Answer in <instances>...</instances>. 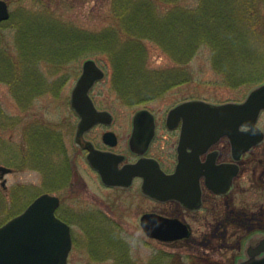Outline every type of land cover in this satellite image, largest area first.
Segmentation results:
<instances>
[{
    "label": "rangeland",
    "instance_id": "374dc122",
    "mask_svg": "<svg viewBox=\"0 0 264 264\" xmlns=\"http://www.w3.org/2000/svg\"><path fill=\"white\" fill-rule=\"evenodd\" d=\"M197 3V0L178 1V5L186 8H193ZM165 5H162L163 9ZM9 10L11 12L9 20L0 24V60L6 56L13 66L15 76L22 78H18L17 85L8 83L9 80H0V196L3 197V202H0L1 225L21 213L31 200L45 190L37 164L38 154L44 152V149L41 151L40 136L37 134L31 136L29 133L33 129L31 132L29 129L41 125L60 127L63 131V143L69 150V156H72L75 149L74 132L69 133L67 129L70 128V123L75 126L77 119L71 111L69 100L86 60H94L105 72L104 78L91 89L90 96L97 109L106 110L115 117L113 128L118 134H125L124 128L127 127L132 115L146 107L160 115L186 100H203L212 104L241 102L253 88L264 82L255 86L236 88L224 85L221 77L212 70L209 49L201 47L195 57L182 67L187 82L178 84L151 101L127 104L113 86V68L106 55L101 54L97 58L82 57L60 65L42 60L27 66L21 62L20 50L16 44L17 30L13 22L19 21L24 10L53 12L61 23L91 32L113 24L111 0H10ZM143 44L147 49L148 68L168 70L176 65L154 43L144 41ZM26 69L30 70V77L34 78L32 86L37 83L35 86L39 87L38 90L34 88L35 90L29 92V88L26 87V83L31 82L28 81V73L22 74L27 72ZM2 73L4 71L0 69V74ZM15 80L13 79L14 83ZM12 93L25 96L28 99L24 103L25 106H20L18 100L12 97ZM10 121L14 122V127L10 126ZM257 125L264 130V112L261 113ZM155 148H158V143L155 144ZM27 149L29 152L25 158ZM50 150L57 160L60 157L59 150L55 152ZM77 164L86 189L80 194L65 198L67 205L76 207L77 212L82 215L90 214L88 212L90 210L101 209L119 226H97L95 234L97 236L92 233L91 226H72L74 243L68 256V264H151L153 259H157L158 264L171 262L188 264L190 259L187 258L188 255L202 256L199 247L194 243L198 238H203L201 233H195L198 226H193L192 237L182 243L168 245L148 238L138 224L140 211L146 209L149 204L140 195L138 188L133 187L119 194L102 189L99 182L90 175L82 158L77 159ZM62 195L64 196V193ZM247 196L250 194L245 195ZM95 198H99L100 202H95L93 200ZM102 198L119 199L116 211H111L105 203H101ZM202 230L204 232V229ZM241 234L243 233L239 232V235ZM114 237L119 240L120 245L112 247L110 244L107 247L103 244L102 241L106 242ZM90 238L101 240L96 245L97 249L94 244H90ZM246 240L244 237L243 242ZM172 252L178 254H170Z\"/></svg>",
    "mask_w": 264,
    "mask_h": 264
},
{
    "label": "flooded vegetation",
    "instance_id": "af4514ba",
    "mask_svg": "<svg viewBox=\"0 0 264 264\" xmlns=\"http://www.w3.org/2000/svg\"><path fill=\"white\" fill-rule=\"evenodd\" d=\"M20 77L22 78V76H15L12 71L8 83L17 85ZM13 79H16L15 83ZM13 85L11 91H13ZM38 89L39 87L36 90ZM12 97L18 100L20 106H25L24 103L28 100L25 96L13 93ZM90 98L94 104L91 96ZM69 106L77 119L75 126L70 123V128L67 129L69 133L74 132L75 149L72 156H69V150L63 143V131L60 127L41 125L35 128L36 126H31L32 128L28 131L31 132L33 129L29 134L40 136L41 151L44 149V152L38 154L37 164L43 177L42 183L45 190L38 196L49 194L58 198L59 204L55 215L70 226L72 246L74 243L72 226H91L92 229H89L94 235L98 230L97 226H119L101 209L90 210L88 211L90 214L82 215L77 212L76 207L67 205L65 198L80 194L86 189L77 164V159L82 158L90 175L99 182L100 188L117 192V194L133 187L138 188L140 195L149 204L143 211L138 210V212L140 211L139 226H141V218L150 214L155 219L152 226H173L174 234H177L178 226H186L189 231L187 237L167 242L153 239L154 241L168 245L186 242L194 233L193 226H198L195 233H201L203 238H198L194 243L199 247L202 256L188 255L187 258L190 257L188 264H240L249 258L248 249L258 253L264 248V244H262L264 242V141L243 152L238 159L235 158L227 137H221L205 151L187 145L183 149L182 163H184V167L178 169L182 119H173L170 124L175 125L170 128L168 126L169 111L159 115L151 111L150 108H145L148 113L137 121L140 133L136 138L137 151H133L130 148V139L137 112L132 115L127 127L124 128L125 134H118L113 128L115 117L106 110L97 109L94 104L97 111L107 112L110 119L106 122L95 123L82 134V141L88 146L87 148L85 145L81 147L75 142L80 115L71 107V95ZM60 124L62 123L60 122ZM151 125L153 135L148 145L145 146L143 143L146 138L143 137L142 131L147 132ZM10 126L14 127L13 121H10ZM109 132L112 133V136L105 138V134ZM29 134L27 141H29L30 150ZM111 142L114 144L112 145ZM156 143H158L157 149L155 148ZM50 149L54 152L59 150L60 157L57 160ZM29 150L27 149L25 158H27ZM90 150L106 153L110 156V160L107 162L95 161L93 165L88 160ZM38 151L40 152V150ZM135 164L138 165L135 170L139 173L128 178V172H131L128 167ZM158 171L167 177V182L153 184L152 188L156 190L154 193H157L158 196L152 197L144 192V181L145 177L154 180L163 176ZM152 173L156 175L152 176ZM103 177L104 180L113 182L115 185H108L103 181ZM159 190L168 192L164 196ZM63 193L65 197L62 195ZM247 194L250 196L245 197ZM160 197H165V199ZM93 200L100 202L99 198ZM101 203H105L111 211H116L119 199L106 200L102 198ZM239 232L243 234L239 235ZM232 233L237 235H232ZM244 237L247 240L243 242ZM100 241L90 238V244H94L95 249ZM88 242L89 240L86 241L87 244ZM102 242L107 247L110 244L112 247L120 245L119 240L115 237ZM228 253L231 255L229 256ZM262 254L264 251H261ZM151 264H158L157 259H153Z\"/></svg>",
    "mask_w": 264,
    "mask_h": 264
},
{
    "label": "trees",
    "instance_id": "16d2710c",
    "mask_svg": "<svg viewBox=\"0 0 264 264\" xmlns=\"http://www.w3.org/2000/svg\"><path fill=\"white\" fill-rule=\"evenodd\" d=\"M178 1L111 0L113 24L91 32L61 23L53 12L24 10L13 22L21 62L60 65L104 54L113 68V86L127 104L151 101L187 82L182 67L201 47L209 49L212 70L224 85L236 88L264 81V0H197L193 8ZM144 41L160 47L176 65L148 68ZM0 69V80H8L13 66L6 56ZM25 73L32 92L37 83L32 86L30 70Z\"/></svg>",
    "mask_w": 264,
    "mask_h": 264
},
{
    "label": "water",
    "instance_id": "95a60500",
    "mask_svg": "<svg viewBox=\"0 0 264 264\" xmlns=\"http://www.w3.org/2000/svg\"><path fill=\"white\" fill-rule=\"evenodd\" d=\"M9 18V5L5 0H0V24ZM104 75V71L94 60H86L71 91V107L80 115L75 142L81 147L85 145L82 141L85 131L95 123L110 119L107 112L97 111L89 97V91L95 82L102 80ZM262 111L264 82L253 88L241 102L212 104L203 100H188L173 107L168 113V126L174 127L175 124H170L173 119H182L178 169L184 167L182 161L185 146H195L205 151L221 137L229 139L233 154L238 159L243 152L264 141V131L257 126ZM146 113L148 111L142 109L135 114L134 130L130 139V148L133 151L136 150V138L140 133L137 121ZM142 135L146 138L143 145L147 146L153 135L152 125L147 132L142 131ZM110 136L111 132L105 134V138ZM88 160L94 165L95 161H109L110 156L90 150ZM137 164L128 167L131 171L128 172V178L139 173L135 170ZM158 173L163 176L154 180L145 177L144 192L152 197L158 196L154 193L156 190L152 188L153 184L167 182V177L161 171ZM103 181L108 185H115L104 180V177ZM159 192L165 196L168 191ZM58 204V198L49 194L40 195L20 214L0 226V264H67L72 238L70 227L55 215ZM154 220V216L150 214L141 218V228L149 238L166 242L189 235L186 226H178L177 234H174L173 226H152ZM261 251L257 253L248 249L249 258L240 264H264V254L261 255Z\"/></svg>",
    "mask_w": 264,
    "mask_h": 264
}]
</instances>
